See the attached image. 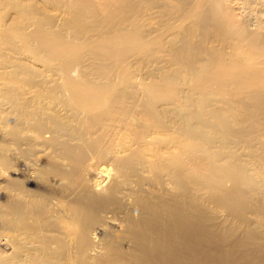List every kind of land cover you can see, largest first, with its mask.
<instances>
[{"label":"bare ground","instance_id":"6f19581e","mask_svg":"<svg viewBox=\"0 0 264 264\" xmlns=\"http://www.w3.org/2000/svg\"><path fill=\"white\" fill-rule=\"evenodd\" d=\"M0 177V264H264V0H0Z\"/></svg>","mask_w":264,"mask_h":264},{"label":"rangeland","instance_id":"374dc122","mask_svg":"<svg viewBox=\"0 0 264 264\" xmlns=\"http://www.w3.org/2000/svg\"><path fill=\"white\" fill-rule=\"evenodd\" d=\"M212 144H214V145H218V143L216 144V142H213ZM214 145H212V147H214V148H216V146H214ZM234 151H236L237 152V162L238 163H240V164H243L244 166H246V167H249V158L246 156V155H244L243 154V152L241 151V150H234ZM247 171V173H249V174H254V171H252L251 169H247L246 170ZM102 172H99V174L97 173V177H96V179H98V180H104L103 182H102V184H101V186H103V184H105L106 183V181H107V179H108V176L107 175H105V173H102L103 174V176H102V174H101ZM101 176V177H100ZM107 177V178H106ZM2 180V178L0 177V181ZM98 188V187H97ZM0 197H1V195H0ZM0 201H1V203H2V199L0 198ZM2 205V204H1ZM0 205V206H1ZM101 228V227H100ZM101 229H99L98 231H96L94 234H92L91 235V237H93V236H95V237H93V241L94 242H96L95 241V239L97 240V236L98 237H102L103 236V234H105V230H103V228H102V230L100 231ZM103 231H104V233H103ZM97 233V234H96ZM99 234V235H98ZM101 234V235H100ZM100 237V238H101ZM99 239V238H98ZM100 240H98L96 243L98 244V242H99ZM98 247H100L99 246V244H98ZM98 247H95V248H93L91 251H93V252H91L90 251V254L91 255H95V254H98L97 252H98V250L100 249V248H98ZM7 248V247H6ZM98 249V250H97ZM96 253H95V252ZM101 251V249L99 250V252ZM9 252V251H8Z\"/></svg>","mask_w":264,"mask_h":264}]
</instances>
